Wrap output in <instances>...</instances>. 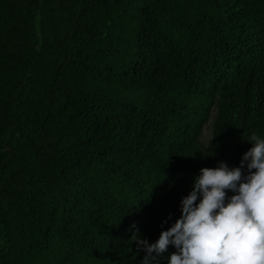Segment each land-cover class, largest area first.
Wrapping results in <instances>:
<instances>
[{"label":"trees","instance_id":"1","mask_svg":"<svg viewBox=\"0 0 264 264\" xmlns=\"http://www.w3.org/2000/svg\"><path fill=\"white\" fill-rule=\"evenodd\" d=\"M252 133L264 0H0V264H141Z\"/></svg>","mask_w":264,"mask_h":264},{"label":"clouds","instance_id":"2","mask_svg":"<svg viewBox=\"0 0 264 264\" xmlns=\"http://www.w3.org/2000/svg\"><path fill=\"white\" fill-rule=\"evenodd\" d=\"M248 141L239 167L220 162L200 169L180 201L181 216L155 243L134 232L145 253L141 264H159L170 245L176 251L168 264H264V137L252 133Z\"/></svg>","mask_w":264,"mask_h":264},{"label":"rangeland","instance_id":"3","mask_svg":"<svg viewBox=\"0 0 264 264\" xmlns=\"http://www.w3.org/2000/svg\"><path fill=\"white\" fill-rule=\"evenodd\" d=\"M206 127H207V126H206ZM206 127H204V129H203V131H202V135H201L202 140H203L204 142H207L208 139H209V137H210L209 131H208V129H207Z\"/></svg>","mask_w":264,"mask_h":264}]
</instances>
